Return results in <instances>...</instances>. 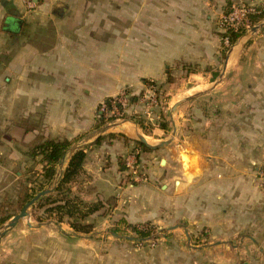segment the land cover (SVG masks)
I'll return each instance as SVG.
<instances>
[{"label":"crops","instance_id":"crops-1","mask_svg":"<svg viewBox=\"0 0 264 264\" xmlns=\"http://www.w3.org/2000/svg\"><path fill=\"white\" fill-rule=\"evenodd\" d=\"M88 6L86 0H38L33 10H27L24 0H0V165L28 160L23 155L36 132L25 133L18 123L29 119L40 121L45 136L52 139L82 136L73 145L85 148L83 176L93 189L83 200L104 203L111 197L130 196L124 211L130 224L155 219L166 230L186 236L183 226L165 223L166 216L175 223L200 212L242 213L244 206L264 212V192L255 176L260 166L255 165L253 148L241 149V135H236L233 152L227 153L222 144L216 159L201 150L209 142L203 127L190 121L188 127L185 118L179 120L205 97L235 105L264 103V25L255 32L250 28L222 55L217 24L225 0H106L104 13L89 11ZM184 69L197 72L188 74L186 81H175ZM147 81L157 86L191 84L186 88L189 95L168 107L170 112L181 100L170 142L136 152L148 182L130 187L125 182L129 176L125 160L133 154L135 137L142 136L147 143L151 139L148 144L155 146L169 139L163 129L145 136L125 121L104 135L122 134L127 142L105 138L91 145L95 139H86L95 131L101 101L121 92L136 96ZM257 107L264 112V106ZM247 165L255 166L254 174ZM16 175L18 179L20 172ZM111 190L116 193L107 196ZM116 203L114 213L121 201ZM98 215L90 219L95 221ZM39 225L44 230V264H211V248L224 251L219 248L231 245L213 237L192 246L187 236H171L149 255L119 238L98 240V227L92 234L96 237L90 238L73 232L66 222ZM258 242L264 246V238ZM257 257L264 262V253ZM225 260L226 251L214 261L225 264Z\"/></svg>","mask_w":264,"mask_h":264},{"label":"rangeland","instance_id":"rangeland-1","mask_svg":"<svg viewBox=\"0 0 264 264\" xmlns=\"http://www.w3.org/2000/svg\"><path fill=\"white\" fill-rule=\"evenodd\" d=\"M86 1L89 5V11L94 10L93 12H105L106 0H102L99 5L96 3V0ZM230 48H225L221 43L222 55H225ZM184 71L185 74H178V76H180L178 79L174 80L186 81L188 74L197 72L194 69H184ZM217 75L218 72L212 73L213 77H216ZM180 82V85L175 82L174 84L171 83L157 86L152 81L156 106L151 109L150 118L144 113L142 105L137 102H133V105L130 106L128 112L124 113V115L140 121L142 125L141 128L133 123L138 127L139 134L142 133L145 136L149 134L151 135L154 134V130H162L163 127L165 128L163 131L167 136V139L171 136L173 130L172 126L173 124L175 126L177 124V111L170 110L169 112L168 107L176 99L179 98L182 100L183 96L189 95L186 93V88L191 84L182 81ZM205 98L195 101L193 105L186 109L182 117L179 118L180 121H182V118H185V125L188 127L191 126L189 121L193 123V125L203 127L204 132L201 131L205 134L204 140L209 141L201 146L203 154L204 152H209L212 156L218 159L222 144H226L227 153H229V151L233 152L236 143L234 142L236 135L237 137L241 135V149L243 152L245 149L253 148V156L256 159L255 165L258 167L264 165V116H261V114L264 115V112L257 109V105L264 106V103H237L235 105L234 102H219L217 99L205 100ZM181 100L175 102L173 106L177 103L180 104ZM194 109H197L195 110L196 113H194ZM123 117L124 116H122L120 121L111 124L118 125L121 122H125ZM135 139L137 141H134L133 143L135 150H133L132 155L135 156V158L137 157L138 165L141 168L142 160L139 158L140 152L138 151L141 150V148L136 147L135 143L138 142V139L136 137ZM148 143H152V140L150 139ZM137 151L139 154H136ZM27 167L40 169L39 165L24 159L22 160L21 165L14 166L8 163L6 165H0V204L8 206L9 209H6L7 211L15 209L17 198L19 196L20 180L24 179L22 177H24L25 169ZM246 168H248L251 174H254L253 169L255 166L247 165ZM17 172H20L22 175H20L21 177L19 176L18 179H16ZM127 177L128 179L125 181L126 186L130 187L146 184L148 182H133L129 176ZM79 181L80 186H73V191L76 189L79 190L83 197L85 191L89 190V186L85 184L86 178L84 176ZM92 190L93 189H91V191ZM115 193L116 192L111 190V192H107L106 195L110 196ZM129 199L130 196L124 195L121 198L111 197L107 201H104L103 207L97 212L99 215L98 219H95L96 222L90 219V217L86 219L88 223H92V233L83 235H90V238H95L96 235L92 234L97 231L95 230V227H98V240H105L107 237L110 239L113 237L119 238V241L122 243H128L135 249H144L149 255L156 253L160 243L167 240L166 237L172 236V238H177L187 236L189 239L188 245L192 246L204 245L213 237H217L234 246L226 245L225 247L219 248L224 249V251H218L211 248L210 251H208L212 258L211 264H222L218 261L215 262L214 260L220 255H224L225 251L227 259L225 260V264H264V262L258 260L257 257L260 253H264V246L258 244V239L264 238V212L260 213L258 208L255 209L254 207L244 206L241 208L242 213L236 214L232 212L226 214H208L200 212L192 215L190 219H179V221H176L175 223L170 222L171 215L166 216L165 223H170L168 225L171 226L173 224H179L181 227L183 226L184 231L186 232L185 236L182 231L173 232L170 229L166 230V228H164L166 227L164 226V223H158L155 219L135 224L128 223L125 219L124 211L129 207ZM116 201H121V203L114 213V209L117 205ZM262 207L264 208V204ZM43 210L44 209L30 207L28 209V218L18 221L13 228L7 229L5 233L0 236V264H44V230L40 229L39 224H44L49 221L37 222L38 217H43ZM231 210H233V208ZM105 221L106 223L103 224ZM7 223L8 222L0 227V232L3 231L4 225ZM131 227H136L138 229H141L142 227L153 228L154 232L149 238L140 240L137 238ZM252 240H255L256 242L253 244ZM105 256L106 255L103 254V257Z\"/></svg>","mask_w":264,"mask_h":264},{"label":"trees","instance_id":"trees-1","mask_svg":"<svg viewBox=\"0 0 264 264\" xmlns=\"http://www.w3.org/2000/svg\"><path fill=\"white\" fill-rule=\"evenodd\" d=\"M257 11L256 14L250 16V28L264 20V6L257 8ZM245 33L246 30L244 29L226 33L231 47ZM134 101L135 97L129 98L130 103ZM123 116L125 121H130L141 128L142 125L139 120L126 115ZM112 121L113 120L110 118L105 119L103 116L99 115L94 130ZM18 127L25 133L36 132L32 142L26 145L24 156H26L31 163L39 165L40 169L34 167H27L25 169L24 177H22L24 179L20 180L19 196L15 209L7 211L9 207L0 204V227L13 216L17 215V213L38 193L49 190L50 192L48 194L40 197L31 206V208L44 209L42 213L43 217H38L37 222L50 220L56 223L66 222L77 234L92 233V223H88L86 219L97 213L103 207V203L101 201H96L95 203L85 202L79 190L76 189L73 191V186H80L79 180L83 177V165L86 157L85 148L77 149L64 167H59L64 157L68 154L69 149L74 143L78 142L82 136L73 140L52 139L45 136L44 127L40 121L33 123L29 119H20ZM162 129L165 128L162 127ZM105 138L110 140L123 139L125 142L128 141L122 134L109 133L97 137L91 145H99ZM135 144L136 147L144 151L151 150L140 142H136ZM91 192V189H89L85 191V195L91 194ZM131 228L140 240L149 238L154 232L153 228Z\"/></svg>","mask_w":264,"mask_h":264},{"label":"built area","instance_id":"built-area-1","mask_svg":"<svg viewBox=\"0 0 264 264\" xmlns=\"http://www.w3.org/2000/svg\"><path fill=\"white\" fill-rule=\"evenodd\" d=\"M38 0H24V5L27 10H33L37 6ZM264 6V0L258 5H252L240 2L238 0H225L224 11L219 18L217 30L220 35V40L225 48H230V41L226 33L250 29V16L256 14L257 8ZM152 81L145 83L144 90L136 96L127 92H121L118 95L101 101L97 107V118L103 116L105 119H112L108 123H114L121 120L125 112H128L133 103L129 102V98L135 97V101L140 103L144 108V113L148 118L151 117V109L156 106V98L153 91ZM125 168L128 170V175L133 182H146L147 177L142 173L135 156L127 157L125 160ZM256 180L259 188L264 192V165L256 170Z\"/></svg>","mask_w":264,"mask_h":264},{"label":"water","instance_id":"water-1","mask_svg":"<svg viewBox=\"0 0 264 264\" xmlns=\"http://www.w3.org/2000/svg\"><path fill=\"white\" fill-rule=\"evenodd\" d=\"M17 25L20 26V22L17 21ZM264 25V20L258 25V26H255V27H252L251 28V31L252 32H255L259 27H262ZM179 103H177L176 105H174L172 108H171V111H174L175 108L177 107ZM117 124H107L105 125L104 127L100 128V129H97L95 131H93V133L91 135H89V137L86 139V141H89V140H92V139H96L97 137L101 136V135H104L105 133H107L110 129L116 127ZM172 134H171V137L174 135V131H175V126L173 125L172 126ZM138 141L144 145H146L147 147H151V148H155L157 146H162V145H167L171 138H169L168 140L166 141H163L161 143H159L158 145H155V146H152V145H149L146 140L144 139V137L142 136H138L137 137ZM79 148L78 145H72V147L69 149V152L68 154L64 157L62 163L60 164V168H63L64 165L67 163V161L69 160V158L71 157V155ZM163 163V161H162ZM178 185V183L176 184V186ZM50 191L49 190H45V191H42L40 193H38L30 202H28L22 209L21 211L13 216L6 225H4V229L3 231L0 232V236L3 235L5 233V231L7 229H11L13 228L18 221L24 219V218H28L29 217V213H28V209L34 204L35 201H37L40 197L48 194ZM114 235V234H113ZM116 236V235H114Z\"/></svg>","mask_w":264,"mask_h":264}]
</instances>
